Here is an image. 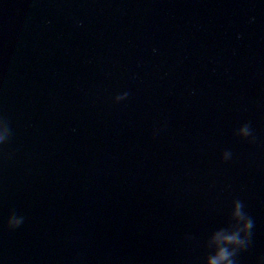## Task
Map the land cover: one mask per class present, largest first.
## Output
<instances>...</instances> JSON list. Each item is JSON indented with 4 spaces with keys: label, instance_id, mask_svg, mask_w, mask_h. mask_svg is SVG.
<instances>
[{
    "label": "water",
    "instance_id": "water-1",
    "mask_svg": "<svg viewBox=\"0 0 264 264\" xmlns=\"http://www.w3.org/2000/svg\"><path fill=\"white\" fill-rule=\"evenodd\" d=\"M8 135L0 264H264V0H0Z\"/></svg>",
    "mask_w": 264,
    "mask_h": 264
},
{
    "label": "clouds",
    "instance_id": "clouds-1",
    "mask_svg": "<svg viewBox=\"0 0 264 264\" xmlns=\"http://www.w3.org/2000/svg\"><path fill=\"white\" fill-rule=\"evenodd\" d=\"M127 97H128V93H123L122 95L116 96L115 101L117 103H119V102L127 99ZM238 135L244 139H247L248 137H250L251 136L250 126L248 124L243 125L239 129ZM8 138H9V135L6 137H0V144L6 143ZM230 156H231L230 152H225L223 154L224 161H228ZM235 207H236L235 216L239 217L240 219H244L247 221V223H245V225H244V229L248 233L249 230L252 228V222L249 219H247L246 216L244 215V213L242 212L243 205L240 201L235 202ZM23 221H24V218L22 216H17L15 213H13L8 218L7 227L9 229L14 230L16 228H19L22 225ZM235 227L236 226H233V228H235ZM220 235H221V233H219V232L216 233L217 238ZM222 243L224 245L241 244L242 241L239 238V230L236 229V230L232 231V234L225 235ZM234 254H235V251L230 252L227 247H220L217 254L214 257L210 258L209 264H233V260L231 259V257L234 256Z\"/></svg>",
    "mask_w": 264,
    "mask_h": 264
}]
</instances>
